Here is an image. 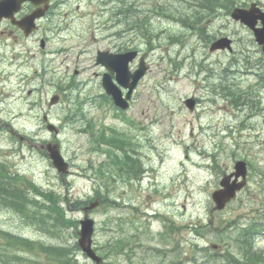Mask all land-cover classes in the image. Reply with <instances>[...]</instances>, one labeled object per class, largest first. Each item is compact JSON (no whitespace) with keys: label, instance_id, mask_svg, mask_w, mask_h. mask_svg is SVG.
<instances>
[{"label":"rangeland","instance_id":"obj_1","mask_svg":"<svg viewBox=\"0 0 264 264\" xmlns=\"http://www.w3.org/2000/svg\"><path fill=\"white\" fill-rule=\"evenodd\" d=\"M195 3V0H188V4L191 7L195 6ZM93 9L96 10L95 7ZM148 43L153 44L154 41L149 38ZM105 45V41L92 43V46H100L101 49H105ZM38 57L41 56L38 55ZM92 57H94V53H92ZM69 61L78 63L76 58H71ZM35 63L36 59H32L28 65L33 67ZM206 63L212 69L216 66L213 57H210ZM85 64V62L79 63L76 69L81 67L77 75L78 81L83 82L84 79L88 78L87 84L72 92H68L66 94L67 99L56 107L49 105L51 97L56 95L58 91L55 85V81L58 82V78L54 81L51 75L45 78L46 81L41 78L33 80L23 79L18 84L16 93L11 89L12 92H6L5 88L0 87V93L2 94L0 126L6 124L7 121H11L15 129L22 131V133H27L29 137H34V145L35 143L39 144L41 140H52L53 138L48 132L47 124L44 121V118L47 117L48 123L57 127L61 132L58 136L62 142V151L65 158L71 163L72 170L81 175L88 167L89 160L98 164L100 159L95 158L89 151L90 137L79 133L80 129H84L87 126L86 122L68 125L64 123V118L71 107H78L79 103H84L83 111L86 121L90 118L97 125L101 121L108 124H120L119 128L128 132L139 144V152L142 156H149L157 160L164 159L163 174L168 173L166 177L170 174L175 179L177 191L180 190L183 196L182 201L186 203L183 204V207L181 206L179 212L174 213L173 218L176 222H182L185 216V223L190 226L191 224L199 226L200 222L206 221L207 223L210 219L218 220V214L213 216L210 211L212 209V193L218 189L223 176L234 171L235 162L241 158H246L250 161L252 169L249 166L248 190L241 194L239 199L252 197L254 194L258 196L262 194L264 196V128L261 127V137H253L243 148H234L229 142V138L219 137L218 133H228L230 124L234 123L233 114H238L239 112L226 99L221 97L216 99L208 94L214 87L212 83L208 86L209 88L204 87L205 82L202 77L196 78L187 75L188 67L184 70L186 79L179 80V74H177L174 66H169L165 69L167 79L160 83L164 73H158L155 66L152 72L150 71L149 77L138 88L136 99H134L132 108L127 114L130 118L142 121L140 123L143 126L135 129L132 126L131 128L127 127L122 121L115 120L112 116L114 110H108L109 117L106 119L102 118L104 115L103 111L97 109L88 110L92 103V97L102 95V92L98 86L100 81L97 74L98 67L92 63L90 64L91 67L87 69ZM151 64L154 63L151 61ZM62 68L65 69L62 66H59L58 69L59 71L62 70L63 77L65 70ZM76 69L72 72H76ZM224 75L230 77L231 72L229 71ZM59 76L57 75V77ZM67 82L63 78V85H66ZM7 87L9 88L10 85ZM30 87L38 88L30 93ZM190 93H194L200 99L196 111L188 112L184 110L180 113H173L172 111H177L181 108V104L186 99L185 96ZM4 98H8V100L2 102ZM213 99H215L214 102ZM239 115L242 118L245 112H240ZM262 120H260V123ZM8 125L10 124L6 125L7 131L13 135ZM9 134L3 137L0 136V151L3 152V155L10 158L9 152H7L10 148L23 152L22 156L12 157L9 161L11 163L16 161L18 168L22 172L33 178L39 185H43L45 189L66 192V185L60 182L56 170L50 169L51 164L40 153L39 149H36L37 154L30 152L26 149L28 145L26 141H19L20 144H24V149L14 146L8 140ZM205 149L211 154H215L216 163L214 158L206 159L207 156L203 153ZM234 151L236 152L235 155H233ZM187 156L191 158V161L187 160ZM235 158L237 159L235 160ZM5 159L0 157V160ZM203 163H208L210 166L202 167ZM77 177L79 176L74 175L68 178L74 195H89L96 184L100 183V181H88ZM122 191V189H117L115 196L119 197ZM145 191L149 192L150 190L145 188ZM249 191L254 194L247 195L248 193L246 192ZM129 194L130 192L127 193V196ZM237 204L238 201L233 203L229 210L233 209ZM229 210L224 216L229 215ZM122 212L125 213V216L128 214L125 210H122ZM117 213L118 211H111L109 214L103 215V213H100L95 217L93 216L99 225V242L102 245L108 241V238L117 239L119 237V233L113 234L110 230L113 227L116 231L121 232L118 229V222L113 220L114 225L112 227L106 223L110 217ZM8 217L4 211L0 210V226L6 229H14L31 237H37L33 229L26 227L17 228L14 226L16 223L9 221ZM105 224H107L106 229L104 228ZM175 237L180 242V245L174 249H179L177 254L182 258L183 254L185 256L188 250L192 249L193 232L190 229L184 230L182 234H176ZM216 239L214 235L208 237V240L211 241H216ZM142 243L144 249L139 250L136 258L134 256V260L137 263L142 262V255H148V247L156 245L148 237H143ZM173 246H175V240L169 244V247L173 248ZM5 252L7 250L0 249V262L1 256ZM187 257L189 256L186 255L185 258ZM199 262H202V259ZM144 264H155V261H150L148 258Z\"/></svg>","mask_w":264,"mask_h":264},{"label":"trees","instance_id":"obj_2","mask_svg":"<svg viewBox=\"0 0 264 264\" xmlns=\"http://www.w3.org/2000/svg\"><path fill=\"white\" fill-rule=\"evenodd\" d=\"M3 175V173H0V207L2 209L15 211L29 224H39L46 232L48 230L47 233H51V235L60 233L64 236V228L69 224L66 219V215L63 213L64 208L60 207L62 204L60 200L61 197L54 193H49L52 197L46 195L39 188L33 186L30 181L24 182L22 179L13 177L10 174L5 176ZM23 183H25L27 187L26 189L23 188ZM28 190L41 196L44 195L52 205H50V207L42 205L39 201L33 198L34 196H30V194H28ZM35 206L38 207V210H35ZM45 207L46 210L44 209ZM51 217L55 218L52 227L50 226ZM0 237H2L6 242H9H7L9 247L17 249L23 248L24 246L30 248L33 244L40 246L41 249H54L53 255L59 257L61 264H77L73 259H69L71 250L69 251L65 246L60 247L62 242L59 243L60 246H50V244H46L44 242L33 243L30 240L1 231Z\"/></svg>","mask_w":264,"mask_h":264},{"label":"water","instance_id":"obj_3","mask_svg":"<svg viewBox=\"0 0 264 264\" xmlns=\"http://www.w3.org/2000/svg\"><path fill=\"white\" fill-rule=\"evenodd\" d=\"M54 162L55 164L59 167H63L64 168H67V165L64 163L63 159L57 154L56 155V158H54ZM219 196H221L222 198H224L222 201L224 200H228L230 197L233 196V193H229V194H226V193H222V192H219L218 193ZM221 206H222V203H221ZM82 235V239H81V244L82 246L87 249L90 245V241H91V230L88 229V231H83L81 233Z\"/></svg>","mask_w":264,"mask_h":264},{"label":"bare ground","instance_id":"obj_4","mask_svg":"<svg viewBox=\"0 0 264 264\" xmlns=\"http://www.w3.org/2000/svg\"><path fill=\"white\" fill-rule=\"evenodd\" d=\"M190 7H191V6H190ZM195 7H199L198 4L195 3ZM122 9L124 10V13H125V14H129V13H131V10H130V9H127V8H124V7H122ZM44 227H45V226H44ZM45 229H46V228H45ZM46 230H47V229H46ZM47 232H48V230H47Z\"/></svg>","mask_w":264,"mask_h":264}]
</instances>
